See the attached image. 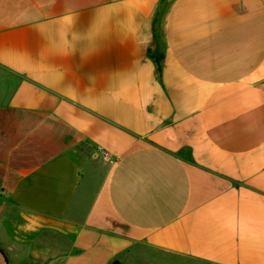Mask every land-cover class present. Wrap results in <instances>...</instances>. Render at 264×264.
Returning <instances> with one entry per match:
<instances>
[{
    "label": "crops",
    "instance_id": "1",
    "mask_svg": "<svg viewBox=\"0 0 264 264\" xmlns=\"http://www.w3.org/2000/svg\"><path fill=\"white\" fill-rule=\"evenodd\" d=\"M264 264V0H0V264Z\"/></svg>",
    "mask_w": 264,
    "mask_h": 264
},
{
    "label": "trees",
    "instance_id": "2",
    "mask_svg": "<svg viewBox=\"0 0 264 264\" xmlns=\"http://www.w3.org/2000/svg\"><path fill=\"white\" fill-rule=\"evenodd\" d=\"M113 264H120L119 262H114Z\"/></svg>",
    "mask_w": 264,
    "mask_h": 264
}]
</instances>
